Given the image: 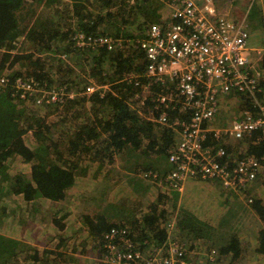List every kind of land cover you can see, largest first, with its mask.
Instances as JSON below:
<instances>
[{
	"label": "trees",
	"instance_id": "obj_1",
	"mask_svg": "<svg viewBox=\"0 0 264 264\" xmlns=\"http://www.w3.org/2000/svg\"><path fill=\"white\" fill-rule=\"evenodd\" d=\"M41 2L0 0V79H4L0 80V119L13 124L0 130V228L8 221L11 208L19 211L7 196L39 206L62 200L70 187L94 176L122 185L121 189H128V198L144 196L148 185L162 182L172 171L169 151L180 140L170 125L177 108L167 109V123L153 120L162 111L157 106L160 83L147 75L148 61L140 45L149 26L168 15L164 0H45L36 12L35 5ZM77 33L91 39L110 38L113 45L109 48L93 40L79 45L73 38ZM19 44L26 46L17 50ZM17 78L31 79L40 89L63 95L59 94L52 107L39 105L41 92L24 93L22 98ZM48 107L51 112H46ZM245 107L255 111L251 104ZM49 113L55 116L48 119ZM227 146L224 160L228 163L249 155L258 157L264 153L262 130ZM21 165H28L27 177ZM253 208L264 222V202L254 200ZM82 218L88 234L96 239L103 240L113 227L128 225L142 228L136 236L130 233L139 244L147 241L148 246H158L168 234L166 224L157 225L154 204L144 213L123 199L106 204L93 217ZM211 228L200 227L191 239L212 241ZM225 236L221 234L215 245L233 261L240 255V241L236 235ZM57 240L51 249L29 243L18 249L15 245L2 248L13 251L10 255L25 254L29 264H58L51 257L61 255L58 248L66 239L59 236ZM260 252L264 254V232ZM4 255H0V264L5 263Z\"/></svg>",
	"mask_w": 264,
	"mask_h": 264
},
{
	"label": "built area",
	"instance_id": "obj_2",
	"mask_svg": "<svg viewBox=\"0 0 264 264\" xmlns=\"http://www.w3.org/2000/svg\"><path fill=\"white\" fill-rule=\"evenodd\" d=\"M164 2L172 10V21L166 27L160 23L150 25L140 45L148 61L147 75L160 83L157 106L162 111L153 120L165 124L169 121L167 109L177 108L178 112L170 125L180 140L169 151L173 168L165 179L169 188L177 192L189 176L210 179L222 188L237 191L263 171L264 153L228 163L224 160L227 139L250 137L257 130H262L264 138V115L245 111L230 128L213 127L212 123L224 95H244L242 102L245 96L256 98L264 48H249L245 25L220 15L214 0ZM260 17L264 28V8ZM73 38L79 45L91 40L106 43L109 48L113 45L110 38L91 39L82 33ZM252 55L257 56L255 62ZM15 83L22 98L26 93L30 96L40 91L37 103L51 104L63 95L40 89L31 79L23 82L17 78ZM130 233L127 227H113L104 235L105 251L100 264H189V245L183 241H171L167 236L158 246H148L147 241L135 243ZM214 254L211 250L210 259Z\"/></svg>",
	"mask_w": 264,
	"mask_h": 264
},
{
	"label": "rangeland",
	"instance_id": "obj_3",
	"mask_svg": "<svg viewBox=\"0 0 264 264\" xmlns=\"http://www.w3.org/2000/svg\"><path fill=\"white\" fill-rule=\"evenodd\" d=\"M44 2L45 0H42L39 3L40 5H35L37 7L36 12L45 6L46 2ZM214 2L220 15L245 25L249 35L247 38L249 48H264V45H262L264 43V28L260 17V10L264 8V0H214ZM164 7L168 15H163V20L159 23L166 27L172 21V10L166 5ZM24 46L26 45L19 44L16 49L21 50ZM256 59L257 56L252 55L253 62ZM260 73L262 77L256 98L245 96L246 99L243 97L242 102L241 97L244 95L231 93L224 95L221 98L219 112L213 119V127L230 128L232 122L236 118L242 117L245 111L264 115V70L262 69ZM259 93L261 94L260 97ZM245 103L253 105L255 111H251L249 108L247 110ZM41 104L39 103V105ZM48 105L42 106L47 107ZM49 106L52 107L51 104ZM50 107H48V110L46 109V112H51ZM53 116L55 114L49 113L47 118L50 119ZM9 124L13 127L12 123ZM9 124L4 122V119H0V130H3ZM233 141L234 139L228 138L226 145ZM19 168L22 170L23 175L27 177L28 165H21ZM121 187L122 185H112L108 179L94 176L91 181L86 182L84 180L70 187L62 200L47 202L39 206L23 203L20 199L7 196V200L14 207L17 205L19 211L15 212L11 208L8 221L0 228V253L6 252L5 255L0 254L4 255V264H13L14 262L29 264V261L24 258L25 254L21 252H17L16 256L10 255L13 251L8 252V250L2 248L3 246L12 249L11 247L15 245L18 249L22 248L24 243H29L38 249H51L58 241L59 236L64 237L66 241L63 247L58 248L61 253L60 256L52 254L51 259H54V262L58 264H100L105 251V241L88 234L82 216L90 215L93 217L100 213L106 204L123 199L129 200L132 207L138 205V208L144 213L150 211V205H156L157 217L159 216L157 225L161 227L166 224L169 240L183 241L190 246L193 242V239L190 241L191 235L202 227L201 221L203 219L201 221L197 220V216H200L198 209L194 208L188 211L186 208L180 207L177 191L169 188L164 182H160L158 185H148V191L144 196L134 194L128 198L126 193L128 189H121ZM160 194L164 195L163 199H160ZM210 198H213L214 201L209 200L206 208L201 207L199 212L201 216L203 213L211 216V221L208 219L209 223L205 226L210 225V228L213 227L211 231L214 240L203 243L200 247L203 251L199 254L191 253L190 259L188 253V263L264 264V254L260 252V236L261 232H264V222H260L253 208L254 200L264 202V169L253 182L237 191H231L227 188L225 190L221 185L215 186L213 196ZM249 199H251V202ZM191 211L196 212L197 215L195 216ZM56 221L63 227L60 228ZM127 228L133 236L137 235L136 230L142 229L131 225H128ZM228 233L236 235L240 241V255L233 261L230 254H220L218 247L215 245V240L221 238V234H223V237L228 238L225 236ZM108 250L112 251L113 249L109 248ZM211 250L215 251L212 259L209 257Z\"/></svg>",
	"mask_w": 264,
	"mask_h": 264
},
{
	"label": "crops",
	"instance_id": "obj_4",
	"mask_svg": "<svg viewBox=\"0 0 264 264\" xmlns=\"http://www.w3.org/2000/svg\"><path fill=\"white\" fill-rule=\"evenodd\" d=\"M166 172H168V170ZM165 177H163V178H165ZM163 178H162V182L165 183ZM156 185H158V184H156ZM219 185L220 184H215L212 181H208V180H200V179H196V178L186 179V181L183 184L182 190L177 193L179 196V203L181 205L180 207L186 208V210H188V211L191 209H194V208L198 209V214L200 216H197V220L201 221L203 219V221H201L202 222L201 226H205V224L209 223L211 216L209 214H204V213L201 216L199 210H201V207L206 208V204L209 200L214 201V199L210 198V197L213 196L215 186H219ZM167 189H168V191H170L169 188H167ZM191 213L194 214L195 216L197 215L196 212H194V211H191ZM205 238L206 237H195V238H193V242H191V244L189 246V249H190L189 250V259H190L191 253L199 254L203 251L202 249H200V247L203 243L212 242V241L207 242V240ZM190 241H191V238H190ZM190 262H191V260H190ZM191 264H192V262H191Z\"/></svg>",
	"mask_w": 264,
	"mask_h": 264
}]
</instances>
